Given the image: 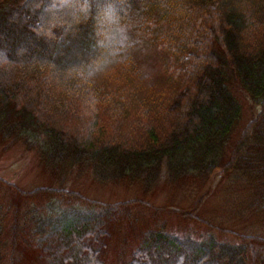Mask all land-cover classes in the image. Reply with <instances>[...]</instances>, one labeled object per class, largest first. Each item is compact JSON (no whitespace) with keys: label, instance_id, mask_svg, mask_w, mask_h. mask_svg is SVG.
Returning <instances> with one entry per match:
<instances>
[{"label":"trees","instance_id":"obj_1","mask_svg":"<svg viewBox=\"0 0 264 264\" xmlns=\"http://www.w3.org/2000/svg\"><path fill=\"white\" fill-rule=\"evenodd\" d=\"M235 84L254 111L228 149L243 117ZM257 124L264 125V0H0L2 137L37 141L30 131L39 132L74 158L86 156L96 179L102 169L148 178L162 162L206 179L247 166L262 185L249 207L264 220ZM44 190L59 194L60 205L34 228L46 264H106L118 205ZM227 233L238 240L150 229L124 264H264V230ZM7 243L0 241V264ZM17 244L14 237L9 264Z\"/></svg>","mask_w":264,"mask_h":264},{"label":"rangeland","instance_id":"obj_2","mask_svg":"<svg viewBox=\"0 0 264 264\" xmlns=\"http://www.w3.org/2000/svg\"><path fill=\"white\" fill-rule=\"evenodd\" d=\"M233 91L242 104L243 117L229 140L228 149L254 111L242 88L235 84ZM257 127L258 132L264 133V125L257 124ZM30 135L39 139L26 142L24 137L14 139L12 134L2 137L0 133V241L8 242L3 249L7 260L13 238H16L14 264H46L43 252L35 246L37 233L34 228L39 218L44 219L48 212L60 213V207L49 209L60 206L59 194L46 192L47 188L72 190L85 199L118 205L119 211L108 223L106 247L102 251L106 264L129 261L150 229H165L199 239L214 235L224 241L238 240L227 233L232 229L249 234L264 230V220L249 207L256 203L252 197L262 187L261 181L250 175L252 168H245L243 160L240 165L245 171H238L234 177L220 169L214 170L207 179L186 176L162 162L148 178L136 175L133 180L119 179L114 176V170L102 169L101 176L96 179L88 172L86 156L76 159L71 149L52 145L39 132L30 131ZM30 140L35 145L31 146ZM249 145L251 143L246 142L244 147ZM255 149L253 155L264 160L263 144ZM245 156L242 153V157ZM128 201L131 203L124 205ZM75 203L79 208H86V200L76 198ZM14 225L18 227L17 235H13ZM217 226L225 231L216 229ZM6 260L4 264H9Z\"/></svg>","mask_w":264,"mask_h":264}]
</instances>
